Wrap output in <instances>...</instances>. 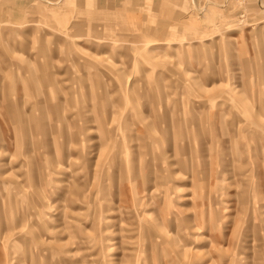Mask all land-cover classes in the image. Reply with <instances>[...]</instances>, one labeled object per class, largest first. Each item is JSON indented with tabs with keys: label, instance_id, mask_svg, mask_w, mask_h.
<instances>
[{
	"label": "rangeland",
	"instance_id": "rangeland-1",
	"mask_svg": "<svg viewBox=\"0 0 264 264\" xmlns=\"http://www.w3.org/2000/svg\"><path fill=\"white\" fill-rule=\"evenodd\" d=\"M0 264H264V0H0Z\"/></svg>",
	"mask_w": 264,
	"mask_h": 264
}]
</instances>
